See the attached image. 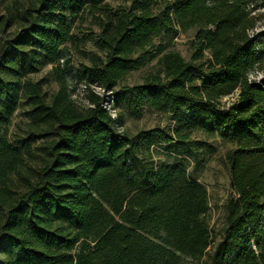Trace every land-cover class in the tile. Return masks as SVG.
Instances as JSON below:
<instances>
[{
	"label": "trees",
	"instance_id": "obj_1",
	"mask_svg": "<svg viewBox=\"0 0 264 264\" xmlns=\"http://www.w3.org/2000/svg\"><path fill=\"white\" fill-rule=\"evenodd\" d=\"M104 1L28 0L0 19L1 32L14 26L0 42V264H179L183 257L264 264V0H130L109 14ZM86 11L105 13L97 18L104 57L72 69L64 48ZM190 28L188 60L153 46L162 32ZM149 48L157 68L115 91L152 57ZM43 63L59 85L49 99L28 78ZM68 72L87 89V104L70 100ZM92 85L111 91L114 117ZM20 99L30 131L14 144L4 133ZM119 99L133 115L147 104L173 121L171 130L141 131L146 144L201 147L190 138L195 132L232 144L233 196L217 241L205 218L206 188L182 161L137 162L139 143L123 130ZM44 138L40 162L21 175L31 144Z\"/></svg>",
	"mask_w": 264,
	"mask_h": 264
},
{
	"label": "rangeland",
	"instance_id": "obj_2",
	"mask_svg": "<svg viewBox=\"0 0 264 264\" xmlns=\"http://www.w3.org/2000/svg\"><path fill=\"white\" fill-rule=\"evenodd\" d=\"M28 0H0V19L9 16L8 11L19 3L24 4ZM159 1V0H158ZM106 14L117 10L120 6H128L130 0H105ZM160 7V3L158 4ZM157 6V7H158ZM260 11L262 9H259ZM155 12V4L153 7ZM97 11L91 13L86 11L83 14V19L77 21L72 28L73 40L65 44L64 50L67 51L65 58H69L70 67L77 68L81 64H91L95 56L104 57V50L100 48L98 42L99 16H104L105 13ZM14 26L5 31H0V42L7 32H11ZM260 29L258 26L256 30ZM194 33V28L185 31H178L175 35H165L163 32L153 39V46L160 44L164 47V51H176L185 60L189 59L191 48L189 41ZM154 48H149L152 57L147 59L145 63L128 73L115 83L114 89L118 91L120 88L131 87L142 81V78L151 71L157 68L158 55L154 54ZM262 77L260 72L252 75V79L259 80ZM28 78L33 81H40L41 87L46 94L47 99L58 90V83L52 73V66L46 63L41 64L36 72L28 74ZM65 83L69 90L70 100L82 106L86 104L87 89L82 83L74 80V73L66 74ZM100 92V91H99ZM104 94V93H103ZM128 96V94H127ZM226 104L231 102V99L224 100ZM118 111L120 113L123 130L139 143L135 150L137 162L147 161L152 165H158L162 162L182 161L188 172V175L201 183L208 194V210L205 215L208 228L215 241L220 238L221 228L224 222L225 204L228 198L233 196L230 187L229 171L226 164V152L232 148V144L222 142L218 137H207L202 132H195L191 135V139L204 143L201 147L193 145L191 148L181 146L175 150L166 149L165 145L159 143L146 144L138 135L141 131L160 127L164 130H171L173 121L168 114L157 112L149 105L145 104L141 107L137 115L131 113V109L125 103L124 99L118 100ZM29 105L24 99H20L17 107L12 112L8 124L5 128V137L14 144H20L22 138L30 131V119L28 116ZM47 144V139H36L31 144L33 156L27 159L25 166L20 170L21 175L27 174L29 167L37 165L40 162L42 151L39 146ZM14 184L19 182V176H13ZM205 257L195 259L183 257L179 264H204Z\"/></svg>",
	"mask_w": 264,
	"mask_h": 264
},
{
	"label": "built area",
	"instance_id": "obj_3",
	"mask_svg": "<svg viewBox=\"0 0 264 264\" xmlns=\"http://www.w3.org/2000/svg\"><path fill=\"white\" fill-rule=\"evenodd\" d=\"M62 61L63 59L61 58L60 62ZM91 90L103 98L101 106L111 115V117H114L116 113H115V109L113 108V95L111 91L105 90L99 86H94V85L91 86ZM223 99L224 100L231 99V101H234L236 99V94L229 97H225ZM86 104H87V100H86ZM121 129L122 127L120 126L117 127V130L120 131Z\"/></svg>",
	"mask_w": 264,
	"mask_h": 264
}]
</instances>
